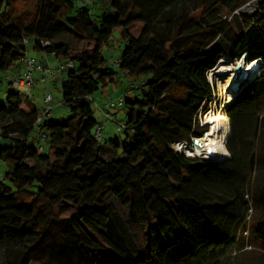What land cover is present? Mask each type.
<instances>
[{
	"label": "trees",
	"instance_id": "obj_1",
	"mask_svg": "<svg viewBox=\"0 0 264 264\" xmlns=\"http://www.w3.org/2000/svg\"><path fill=\"white\" fill-rule=\"evenodd\" d=\"M105 4L115 15L94 14L87 1L37 0L36 18L19 25L14 0H0V71L19 70L29 43L73 62L61 80L65 119L44 120L10 83L0 101V159L12 164L9 183L0 181V264H222L251 218L264 264V70L224 105L228 158L172 147L194 146L207 131L199 114L212 108L208 74L219 60L245 56L264 69V0ZM117 28L115 67L104 49ZM63 30L84 42L80 51L52 42ZM120 73L144 87L124 98V136L107 147L95 135L91 95ZM110 196L142 228V249ZM69 205L78 210L64 217Z\"/></svg>",
	"mask_w": 264,
	"mask_h": 264
},
{
	"label": "rangeland",
	"instance_id": "obj_2",
	"mask_svg": "<svg viewBox=\"0 0 264 264\" xmlns=\"http://www.w3.org/2000/svg\"><path fill=\"white\" fill-rule=\"evenodd\" d=\"M78 2L87 1L91 4L92 11L96 15H102L105 12H109L113 15H115V12H113L108 6L102 10L100 9L103 5H106L105 3L108 2V0H77ZM92 1V2H91ZM99 1V2H97ZM101 2V3H100ZM254 4L250 3L247 4L246 7L243 9L246 13H250L254 10ZM37 15V0H14L13 5V16L12 21L19 25H27L28 23L32 22ZM226 17V16H224ZM234 26H237V21L232 22ZM142 24L135 23L130 28V33L132 35H138L141 31ZM120 29L117 28L113 33V40L111 42L110 47H105L104 54L107 57V60L110 64L117 67V58H118V48L120 45ZM55 44L58 43H64L72 48H74L77 51H80L83 46L84 42L72 35L69 31L63 30L59 31L55 34V38L52 41ZM28 53L35 56L38 61H41L43 59L48 60L50 65L56 66L59 63L64 62L62 59H58L54 57L53 55L47 54L45 52H40L33 49V44L29 43V50ZM47 56V57H46ZM228 60V59H227ZM229 63L232 64L235 69L232 70L231 67H225L223 68L222 72H218V70L221 69H214L209 72L208 78L213 86L216 88V93L213 95V100L211 104V109H209L206 112L200 113V124H203V127L207 130L203 133V135L200 138H197L199 140V144L201 145V141L203 137L207 133H209V137H213L216 135L217 132V122L216 120L211 118H206V115L213 111L214 113L218 112H224V104L225 101L228 99V95L234 90L236 92V96L239 95V93L245 88V86L250 83L254 78L260 76L263 73V70L260 65H257L256 67L246 69L244 72L243 68L246 67L245 60L241 59L242 66H238L239 61L231 62L228 60ZM259 62H261L259 60ZM260 64V63H259ZM226 66V63L224 64ZM223 66V65H222ZM240 69L241 72L238 71ZM12 69L8 71H0V101L6 102L8 95L10 93L9 89V82L6 79V75L11 73ZM239 72V73H238ZM63 72L62 74H64ZM59 73L49 79L46 82H36L32 89L31 94L28 92L30 90H27L24 87L15 88L18 90L23 96L28 94V99L39 109V112L43 116L44 120H62L65 119L70 114V109L67 105L63 104V91H62V85L61 80L58 77ZM131 77L125 76L123 73H120L117 77V82L111 83L107 85L106 87H101L94 91L91 95V98L93 99L91 101L94 115L98 119L99 122L103 124L102 129V136H101V143L103 146L109 147L111 144L110 142L115 136H124L123 130H120L118 127V124L120 122H123L126 113L123 108H120V110L117 111V114L115 115L113 113V110L110 109L112 116L114 118H107L103 116L100 112V109L103 108L110 99L113 101H117L119 97L126 98L128 95L134 94L135 89L131 88ZM50 92L52 95V99L50 102V105L46 104L44 102L45 95ZM260 108L262 113L264 114V94L260 98ZM48 110V113L46 111ZM229 134H231V120L229 118ZM230 137V136H229ZM3 143V140H0V144ZM225 146L227 148V143L225 142ZM172 147L175 150L181 149L185 154H187V148L184 145L182 148L179 147L176 144H173ZM199 156H206L205 153ZM208 159H212L211 157H207ZM215 160V159H212ZM12 169V164L1 160L0 159V181H6L9 183V181L6 179V173ZM108 203L114 205L118 212L121 214L124 220V224L131 236V238L134 241V244L138 249H142L145 243L144 235L142 228L139 225L132 224L128 221V209L122 205L114 196H110L108 199ZM69 211L64 215V217H68L69 215L75 213L78 208L74 206L69 205ZM252 223L253 219L251 218L249 221V224H246V227L241 230L239 233V245L235 251L230 255L229 258L224 260L222 264H260L261 260L263 259V252L259 248L258 240L253 232L252 229Z\"/></svg>",
	"mask_w": 264,
	"mask_h": 264
},
{
	"label": "built area",
	"instance_id": "obj_3",
	"mask_svg": "<svg viewBox=\"0 0 264 264\" xmlns=\"http://www.w3.org/2000/svg\"><path fill=\"white\" fill-rule=\"evenodd\" d=\"M24 41L27 42V39L25 38ZM48 44H49L48 41L42 42V45L44 47L47 46ZM116 64H118V62H116ZM72 66H73L72 61H66L59 63L56 66H52L48 61L45 60L38 61L35 56L27 52L25 53L22 59V67L15 72H11L7 74L6 79L9 81V83L13 88L24 87L27 90H30L28 93L31 94V89L36 82L38 81L46 82L55 75H57L58 73L65 72L68 68ZM37 72H41V74L38 77H36ZM131 84L132 87H137L138 89L144 87V81L139 82L138 80L132 78H131ZM25 96L28 97V94ZM51 99H52V95L50 92H48L44 97V102L50 105ZM123 105H124V97H119L117 101H113L110 99V101L103 108L100 109V112L103 116L107 118H113L110 109L112 108L115 109L118 107L121 108ZM95 127H96L95 135L97 137H101L102 129H103L102 123L98 122ZM118 127L121 130L122 128H124V123L120 122L118 124Z\"/></svg>",
	"mask_w": 264,
	"mask_h": 264
},
{
	"label": "bare ground",
	"instance_id": "obj_4",
	"mask_svg": "<svg viewBox=\"0 0 264 264\" xmlns=\"http://www.w3.org/2000/svg\"><path fill=\"white\" fill-rule=\"evenodd\" d=\"M225 63H226V66L224 65ZM258 64H259V59L245 63L246 67L243 68L242 72H244L247 68L250 69V68L256 67ZM225 67H231L232 70L235 69V67H233L232 64L229 63V61L226 58H222L221 60H219L218 64L213 68V70L221 69V70H218V72H222L223 68ZM235 98H236V92L233 90L228 95V99L225 101V104L233 101ZM211 117H213V119L216 120L217 126H218L217 127L218 130L215 136L211 138L209 137L210 134L207 133L205 137H203L202 141L200 142L201 143L200 146L198 145L189 146L185 142H177L174 144L178 145L181 148L185 145L186 146L185 148H187L186 150L188 152L187 154L193 155V156L202 155L203 153H205L207 157H211L212 159H215V160L216 159L219 160L222 157L229 156V151L225 146V142L230 136L229 117L225 114V112H221V111L218 113H214V116H213V111H210L206 115V118H211ZM179 151H181V149H179Z\"/></svg>",
	"mask_w": 264,
	"mask_h": 264
},
{
	"label": "water",
	"instance_id": "obj_5",
	"mask_svg": "<svg viewBox=\"0 0 264 264\" xmlns=\"http://www.w3.org/2000/svg\"><path fill=\"white\" fill-rule=\"evenodd\" d=\"M242 60H245V56H243L242 57ZM259 65V64H258ZM238 66L240 67V66H242V63L239 61L238 62ZM238 71H240V69H238ZM228 140H229V137H228V139L226 140V143L228 142ZM194 144L195 145H198V146H200V144H199V140L196 138V139H194ZM229 156H227V157H222L221 159H219L218 161H220V160H224V159H226V158H228ZM217 160V159H216Z\"/></svg>",
	"mask_w": 264,
	"mask_h": 264
},
{
	"label": "crops",
	"instance_id": "obj_6",
	"mask_svg": "<svg viewBox=\"0 0 264 264\" xmlns=\"http://www.w3.org/2000/svg\"><path fill=\"white\" fill-rule=\"evenodd\" d=\"M46 57H47V56H46ZM43 60H45V59H43ZM45 61H48V60H45ZM48 62H49V61H48ZM17 70H18V69H13L12 72H13V71H17ZM40 74H41V72H37V73H36V77H38ZM58 77L60 78V80H62V78L64 77V75H63L62 73H59ZM118 110H120V108H119V109H115V110H113V113L116 115ZM102 125H103V124H102Z\"/></svg>",
	"mask_w": 264,
	"mask_h": 264
}]
</instances>
